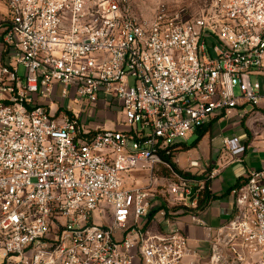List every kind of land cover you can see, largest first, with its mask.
Wrapping results in <instances>:
<instances>
[{
    "label": "built area",
    "instance_id": "obj_1",
    "mask_svg": "<svg viewBox=\"0 0 264 264\" xmlns=\"http://www.w3.org/2000/svg\"><path fill=\"white\" fill-rule=\"evenodd\" d=\"M262 73L264 0H208L189 19L162 6L150 20L132 0H0V264H185L188 237L152 231L150 216L159 196L164 215L195 208L202 185L162 154L211 119L264 103ZM66 101H117L125 128ZM222 146L245 151L236 137ZM138 170L145 186L128 183ZM231 195L211 264L220 243L239 263L249 254L264 264V166Z\"/></svg>",
    "mask_w": 264,
    "mask_h": 264
},
{
    "label": "crops",
    "instance_id": "obj_2",
    "mask_svg": "<svg viewBox=\"0 0 264 264\" xmlns=\"http://www.w3.org/2000/svg\"><path fill=\"white\" fill-rule=\"evenodd\" d=\"M255 77V80L261 86V94L264 96V73L255 75ZM96 107L106 111L115 108V103L107 105L104 102H100ZM196 134L199 135V139L195 147L199 146L202 138L208 137L209 155L205 161V169H200L196 172L190 170L194 169L190 167V162L197 160L189 162V169H182L176 159L180 152L175 155L174 162L179 169L185 172L197 175L208 172L209 176L212 175L209 189L217 199L212 201L204 211H196V213L190 214H183L180 211L164 215L162 209L165 207L166 198L159 196L158 200L160 203H158V208L150 220L152 231L181 230L188 237L192 253L196 252L195 250L198 248L210 250L211 242L213 243L216 240V236L219 234L218 230L227 221L229 214L234 208V199L231 193L235 186L242 185L251 171L260 170L264 166V103L258 107L241 106L236 110H232L229 114L219 115L211 119ZM235 137L239 139L240 144L245 148L244 153L237 156L226 152L222 146L224 138ZM197 162L200 168L201 164L199 161ZM232 167L233 171L228 172V169ZM192 215H198L204 222L205 227L196 225L192 220ZM206 228H210V232ZM193 257L194 255H191L187 258L185 264L190 262Z\"/></svg>",
    "mask_w": 264,
    "mask_h": 264
},
{
    "label": "rangeland",
    "instance_id": "obj_3",
    "mask_svg": "<svg viewBox=\"0 0 264 264\" xmlns=\"http://www.w3.org/2000/svg\"><path fill=\"white\" fill-rule=\"evenodd\" d=\"M207 2L208 0H132V5L134 15L141 20L152 19L158 9L162 6L169 10V12L179 14L181 19H189L199 16ZM21 73H23V69H21ZM254 79H256V77ZM63 103L64 107L69 105L72 111L76 114L83 112L91 122L103 123L102 125L107 129L116 130L125 128L123 124L124 114L117 101L115 103V108L106 111L105 109L93 107L91 105H86L83 108L73 101H66ZM56 104V106L52 107L53 109L61 105L58 102ZM198 139V134L189 136L185 142L188 150L184 149L177 155L176 159L182 169H189V162L191 160H197L201 164L199 169H190L191 171L196 172L200 169H205V161L208 159L209 155L208 137L205 136L202 138L200 140L201 142H199V146L195 147V143ZM232 171L233 167L228 169V172ZM128 183H135L137 186H145L147 184L145 172L138 170L137 172L132 173ZM224 245L225 244L220 243L218 246V254L222 256L219 264H257V259L249 254H246V260L244 262L239 263L236 256L231 251L227 250ZM195 251L196 252L193 254L194 257L190 259V262L187 264L192 262H195L194 264H211L212 253L210 250L207 248H198Z\"/></svg>",
    "mask_w": 264,
    "mask_h": 264
},
{
    "label": "trees",
    "instance_id": "obj_4",
    "mask_svg": "<svg viewBox=\"0 0 264 264\" xmlns=\"http://www.w3.org/2000/svg\"><path fill=\"white\" fill-rule=\"evenodd\" d=\"M198 132H199V130H198ZM200 134H202V133H200ZM184 149H187V147L185 146L184 143H181L179 145H176V146L170 148V150H171L170 155L162 154V157H163L164 161L167 162L170 165V167L176 173H178L181 177H183L184 180H187V181H190L193 183H197V184L200 183L202 186L197 187V189L199 191L197 192L196 195L192 196V198H191V201L195 202V204H196L195 208H190V207H187L185 205L173 206V207H171L170 210L165 208L167 215L169 213H176V212H180V211H182L183 214L196 213V211H204L212 201L217 199L216 196H214L212 194L211 190L209 189L210 188V177H209L208 172H205L202 175L192 174L191 172H185V171L179 169L178 166L175 164V162H174L175 155L179 152H182ZM245 182H246V180L243 182V184ZM242 185H240V186L236 185L235 189L240 188ZM154 214H155V212L151 215L150 220L153 218Z\"/></svg>",
    "mask_w": 264,
    "mask_h": 264
},
{
    "label": "water",
    "instance_id": "obj_5",
    "mask_svg": "<svg viewBox=\"0 0 264 264\" xmlns=\"http://www.w3.org/2000/svg\"><path fill=\"white\" fill-rule=\"evenodd\" d=\"M195 191H196L195 189H192V190H191V196L194 195Z\"/></svg>",
    "mask_w": 264,
    "mask_h": 264
}]
</instances>
